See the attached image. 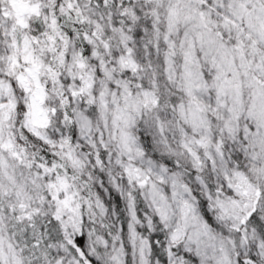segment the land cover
Instances as JSON below:
<instances>
[{"label":"snow or ice","instance_id":"6c2138e0","mask_svg":"<svg viewBox=\"0 0 264 264\" xmlns=\"http://www.w3.org/2000/svg\"><path fill=\"white\" fill-rule=\"evenodd\" d=\"M0 264H264V0H0Z\"/></svg>","mask_w":264,"mask_h":264}]
</instances>
